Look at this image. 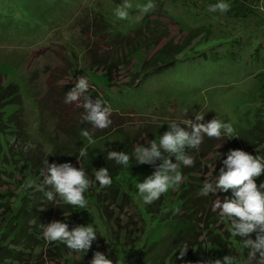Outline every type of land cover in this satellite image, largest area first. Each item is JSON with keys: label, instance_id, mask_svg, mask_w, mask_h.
Wrapping results in <instances>:
<instances>
[{"label": "trees", "instance_id": "trees-1", "mask_svg": "<svg viewBox=\"0 0 264 264\" xmlns=\"http://www.w3.org/2000/svg\"><path fill=\"white\" fill-rule=\"evenodd\" d=\"M181 1L192 7V10L196 9L194 0ZM196 1L197 5H203L204 0ZM243 1L227 0L229 9L222 13V21L231 23L253 15V9L247 8ZM153 7V11L159 10L157 11L159 15L151 11L149 15L136 21L127 32L113 27L105 15L97 10H92L89 18L88 16L85 19L82 18V31L87 32L94 44H97V39L100 37L105 40L103 44L110 42L111 51L106 54H98L96 46L86 44L85 47L86 70L91 78L90 83L96 89L109 93L116 87L118 90L116 92L121 95L126 91L139 89L148 80L155 79L163 71L175 67L179 60L187 59L186 56L191 50L189 44L201 36L205 28H212V25L183 27L180 21L169 17L163 7L158 5ZM187 12L190 14V11ZM152 16L154 18H151ZM158 16L168 17L169 22L173 21L180 30H184L187 33L184 41L176 45L171 41L161 45L163 39L169 37V25ZM223 26L226 28L220 31L222 35L212 34L206 40L219 39L217 44L225 42L234 46L238 41L230 35L232 31L229 30L232 27L226 23ZM209 51L204 52L202 56L205 58L212 53ZM222 62H226L225 57H221L219 64ZM119 66L126 69L132 68V71L128 73L129 80L121 86H117L112 75ZM259 77L257 82L264 88V75ZM262 88L259 89L260 92L255 93L259 97H256L255 101L252 100L253 107L242 112L241 116L239 110H234L236 119L231 124L234 129L231 136L222 135L220 138L205 136L198 149L188 150L193 158L192 166H185L182 161H176L177 170L183 179L179 184L177 196L167 200L168 204L163 206L167 212L164 211L159 219L164 218L165 213L175 212L176 214L164 221L160 219V223L156 224L157 227L155 226L156 228L145 236V242L140 249L135 244L131 249H125L118 242L121 238V234L117 231L121 224L119 217L116 221H112L110 213L123 210V206L135 207V202L125 184L128 181L143 180L155 171V166L138 164L134 158L126 167L118 165L108 159L107 153L110 150L108 147L132 153L138 144H142V133L145 130L128 128L135 133H126L122 130L124 125L122 119L111 113L109 119L110 125L113 126H109L110 130L96 128L90 122L83 120L82 113L85 112L83 101L80 105L82 111L76 110L75 118L71 117L73 110L68 113V106L64 103V87L60 88L61 94L58 92L56 99H50L52 104L56 101L53 107L39 98L37 100L38 134L51 146L48 163L70 162L74 167L81 166L91 181L85 190L86 208L68 205L58 196L53 201H49L42 191V169L45 160L42 145L36 139V142L30 140L25 132L26 123L23 119L17 87L5 86L0 82V264H89V258H92L94 249L107 253L113 260V264H121L122 258H119L121 255L134 258L135 264H165L166 260L168 263H173L178 253H183L185 250L182 256L185 264H194V262L203 264L204 261L219 259L225 255L238 254L239 257H244L245 250L238 247L239 238L226 234V230L223 229L228 221L221 218L218 210L210 212L215 197L212 194L201 195V180L194 178H202L209 174L211 179H214L215 174H218L223 166L222 160L226 158V155L222 156L221 153L226 154L229 149H242L253 156H264L262 111L264 110V90ZM54 91L49 90L48 96ZM88 94L93 102L98 96L100 98L96 92L89 91ZM172 101L175 99L168 100V102ZM216 117L212 116V119ZM83 130H87L93 139L111 137L113 140L108 142L104 149L94 150L90 148L88 138L82 134ZM146 133H149L145 137L149 139L148 141L155 139L158 142L160 134L157 128ZM16 137L24 141H32L33 144L28 147V150L26 149L27 151L17 150L9 144ZM227 137L231 138L229 143H227ZM81 148L87 149L86 157H79ZM201 161H206L202 167ZM5 167L8 169L5 170ZM102 167L108 169L112 177L111 185L101 186L94 180L96 170ZM6 180L9 183L4 182ZM261 180H264V175L256 178L257 184ZM11 184L14 185L13 188H10ZM8 188L10 189L7 190ZM16 190L19 192L16 193ZM217 194L223 200L225 195H231V190L228 193ZM64 214L66 217L70 214L66 220L70 230L76 225L88 223H92L97 229V243L96 240L92 243V248L85 256L82 252L69 249L60 241L49 242L44 239L40 224L46 225L53 221L64 222ZM100 223L104 224L105 233L101 232ZM100 244L103 247H100ZM85 261L88 262L84 263Z\"/></svg>", "mask_w": 264, "mask_h": 264}, {"label": "rangeland", "instance_id": "rangeland-1", "mask_svg": "<svg viewBox=\"0 0 264 264\" xmlns=\"http://www.w3.org/2000/svg\"><path fill=\"white\" fill-rule=\"evenodd\" d=\"M216 2L217 0H204L201 6L194 0L196 9L192 10V7L183 4L181 0H0V82L5 86L17 87L23 119L26 123L25 132L30 140L32 139L33 142L37 140L42 145L45 159L48 160L50 156L51 146L38 134L37 100L40 98L51 107L55 106L56 101L52 104L50 99H56L55 96H58V92L61 94L62 87L65 88L64 93L70 91L79 76H85L89 81V90L85 95H89V91L100 95L110 107L111 114L122 119L124 124L122 130L132 134L135 132L128 128L145 130L142 133V144H146L149 140L145 138L149 134L146 131L150 132L157 128L162 135L168 130L167 124L173 119L185 122L192 119L195 122L194 115L199 113L205 114L204 121L201 122L210 121L212 116H217L222 121L232 124L236 119L234 110H239L241 116L242 112L251 108L252 100L255 101V98L259 97L255 93L263 87L257 80L260 79L259 76L264 75V0H244L246 7L253 9V15L231 23L223 22L221 18L223 14L219 11L215 13L208 11V6ZM126 3L130 5L127 9L129 15L126 19H119L115 15V9ZM148 3L163 7L168 12V16L180 21L183 27L212 25V28L204 27L205 32L189 44L191 50L186 56L187 59L179 60L175 67L163 71L155 79L148 80L139 89L126 91L123 95L116 92L118 91L116 87L109 93L96 89L90 83L91 78L86 70L85 47L89 44L96 46V52L101 55L111 51L110 42L103 44L105 40L100 37L97 39V44H94L87 32L82 31V18L85 19L87 16L89 18L92 10H97L105 15L113 27L127 32L128 28H132L136 21H140L151 11H159L157 9L153 11L154 7L145 10V5ZM187 11H190V14ZM158 17L169 25V37L163 39L161 45L169 41L175 45L184 41L183 39L187 37L184 30H180L173 21L169 22L168 17ZM224 23L234 28L228 29L232 31L230 35L238 41L234 46L225 42L217 44L219 39L206 40L212 34L222 35L220 31L226 28L223 26ZM209 50L212 53L204 58L202 55ZM221 57H225L226 62L219 64ZM130 71L132 68L119 66L116 72L112 73L117 86L129 80ZM49 90L55 91L49 95L52 96L51 98L46 99L49 97ZM181 96L184 98H180ZM170 99L175 101L168 102ZM82 101L84 102L83 96L77 101L67 103L68 113L73 110L71 117L75 118L76 110L82 111L80 108ZM262 111L264 115V110ZM109 126L106 130H110ZM226 139L227 143L231 141L230 137ZM93 140L94 143H90V148L95 150L104 149L113 138ZM33 142L16 137L9 144L17 150H28ZM205 162L203 161L200 166H204ZM7 169L8 167H5V170ZM206 177L212 178L208 174L194 179H199L202 183ZM137 181H128L125 184L136 208L128 205L123 206V210L110 213L112 221H116L119 217L121 224L117 231L121 234V238L118 242L125 249H131L133 244L140 249L145 242V236L157 227L156 224L160 223V219L164 221L176 214L165 213L164 218L159 219L164 211L167 212L163 209V206L168 204L167 200L177 196L179 185L170 188L151 204H144L135 187ZM4 182L9 183L8 180ZM12 184L8 186L13 188ZM18 192L16 190V193ZM212 195L215 197L218 194ZM210 212L216 210L212 207ZM100 224L101 232L105 233L104 224ZM142 225L144 229L141 230ZM223 229L226 230V234L231 235L229 222ZM95 242L97 243V240ZM100 247L103 246L100 244ZM95 251L102 252L100 249H94L92 257ZM132 251L134 253V249ZM123 256H119L122 258L121 264H135L134 258ZM181 257L178 253L173 263H168L166 260L165 264H185L184 257ZM91 259L89 258V262ZM198 263L194 262V264Z\"/></svg>", "mask_w": 264, "mask_h": 264}, {"label": "clouds", "instance_id": "clouds-1", "mask_svg": "<svg viewBox=\"0 0 264 264\" xmlns=\"http://www.w3.org/2000/svg\"><path fill=\"white\" fill-rule=\"evenodd\" d=\"M129 4L118 6L115 15L119 19H126L129 15ZM152 3L145 5V10L152 8ZM227 0H217L208 6V11L224 13L228 11ZM89 81L85 76L77 77L74 87L65 93L64 103H71L84 97L83 108L85 110L83 120L90 122L94 127L104 129L111 124L109 119L111 109L106 106V101L97 97L93 102L89 95ZM205 114L194 115L192 119L180 121L170 120L168 130L159 136V140L152 139L146 144H138L132 153L110 149L107 153L109 160L116 164L127 166L131 159L138 164L155 166V171L146 176L142 182H136V189L144 204H151L158 200L162 194L170 188L176 187L183 179L177 170V160L185 166L193 165V158L189 149H198L204 137L220 138L222 135L231 136L234 129L229 122H224L218 117L204 121ZM82 134L88 138L89 143H94L92 136L87 130ZM187 149V151H186ZM226 158L222 160V167L214 179L207 177L202 182L200 194L228 193L223 200L217 195L213 201V210H218L221 218L231 225V235L239 238L238 247L245 250L244 257L225 255L215 260L204 261L203 264H264V180L257 184L256 178L264 175V156H253L242 149H229L221 153ZM88 155L86 148H81L79 157ZM175 157V159H173ZM174 160V162H173ZM77 161L80 164L79 159ZM159 162V163H157ZM42 191L49 201L57 196L66 204L87 207L85 190L91 181L81 166L74 167L70 162L48 163L43 162ZM94 180L101 186L111 185L112 177L106 167L96 170ZM71 214V213H70ZM68 214L67 217L70 215ZM65 216V214H64ZM65 221H53L46 225L40 224L42 235L45 240L60 241L69 249L84 253L90 250L93 241L97 238V229L92 223L76 225L71 230ZM186 251V250H185ZM184 251V252H185ZM180 252V255L183 256ZM89 264H113L107 253L95 251Z\"/></svg>", "mask_w": 264, "mask_h": 264}]
</instances>
